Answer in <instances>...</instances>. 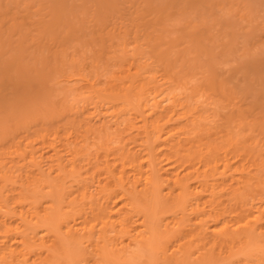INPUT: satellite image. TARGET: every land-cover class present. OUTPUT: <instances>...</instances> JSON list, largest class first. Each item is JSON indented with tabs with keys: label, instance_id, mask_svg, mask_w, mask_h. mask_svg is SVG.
<instances>
[{
	"label": "bare ground",
	"instance_id": "1",
	"mask_svg": "<svg viewBox=\"0 0 264 264\" xmlns=\"http://www.w3.org/2000/svg\"><path fill=\"white\" fill-rule=\"evenodd\" d=\"M21 1L0 0V113L14 121L8 120L9 135L29 128L27 121H31L34 131L32 134L27 131L31 139L25 147L18 144L16 151L20 154L16 163L11 167L6 164V169H2L5 165L0 163L2 189L3 181L5 184L17 177L15 167L21 171L18 176L28 181V185L23 182L22 185V179L11 180L24 188L19 198L16 197L17 201L13 199L14 203L9 199L12 194L7 196L11 192L4 194L0 188V264H29L28 260H34L30 259L32 256L39 257L35 264H72L74 261L77 264H264V246H260L263 249L257 253L260 249L253 245L264 241V61L253 60L251 70L242 67L241 75L237 70L221 71L218 59L213 60L205 27L190 28L176 38L168 35L169 19L175 9L183 15L191 1L204 5L207 0ZM214 1L217 5L224 4L223 0ZM26 23L36 27L35 39L38 40L34 53V49L25 45L27 35L23 26ZM14 37H17L15 45ZM72 43L79 44L77 47L91 45L93 62L90 56L87 58L92 63L83 59L77 47L75 50L81 59H77L72 50L67 53ZM129 43L135 44L133 60L122 53ZM181 44L188 45L183 49L192 45L193 50L203 52L207 60L201 54L202 63L191 64L186 51L179 54L182 52L176 49ZM79 50L85 53L84 48ZM139 55L143 59L147 57L146 61L141 59L144 65L137 63ZM31 57L35 58L34 64L37 60L36 66L31 64ZM87 61L90 67L85 66ZM105 64L108 73L116 69L112 76L106 74L110 77L108 86L99 88L97 80L104 73ZM64 65L74 68V73L71 69L69 73ZM88 67L92 70L85 72ZM62 69L63 74L68 73L70 78L76 76L74 79L81 82L83 95L88 93L82 98L84 104L79 101L71 105V102L67 106L70 111L65 108L57 114L46 109L48 115L41 116L40 120L19 117L22 112L12 110L29 100L24 93L6 97L9 95L3 93V85H16L23 90L27 85L32 90V84H37L38 94L45 98L51 84L54 87L55 80L64 77ZM197 74H201L198 83L187 87L188 76ZM200 95L202 99L205 96L210 115H200V109L189 102L190 98ZM36 99L40 101L41 97ZM86 100H89L87 104ZM100 107H105L108 118L97 126L91 121L95 114L102 115ZM110 120L115 122L116 130L108 125ZM198 124L205 125L195 127ZM73 133L78 134L77 138ZM92 138L93 142L89 143ZM35 143L41 147L49 143L46 147L54 150L56 163H48L47 171L42 168V154H38L44 148L38 151ZM25 151L30 154L29 158L23 156ZM64 151L73 157L69 160L71 168L76 164L78 169L79 156H87L90 151H95L94 161L106 160L102 163L106 175L100 165L98 167L100 178L105 176V181L91 176V182L78 181L79 190L72 194L77 192L74 198L80 203L71 201L75 204L71 207L66 201L70 204L67 210L60 201L63 189H56L59 182L54 181L50 187L52 179L48 177L57 167L62 178L60 169L68 167ZM89 157L92 160L93 157ZM235 158L239 161L235 162ZM93 172L92 176L97 175ZM59 175L55 180L60 179ZM97 180L103 184L94 185ZM29 185H34L31 191L37 196L30 194L33 200L29 199L26 209L23 196L28 192L25 190H30L31 187H26ZM48 186L54 193L49 191L48 195L53 194L55 198L46 196L47 204L40 209L44 211L42 214L37 211L41 204L38 200L43 198V189ZM169 209L173 210V215H167ZM76 217L81 218V226H75ZM55 224L63 227L60 229L67 237L65 244L56 246L60 254L51 252L47 244L43 247ZM99 231L101 243L95 241L92 245L95 247L88 254L91 256L79 257L78 243ZM55 235L59 240L58 234ZM48 240L56 244V237ZM174 244L185 245L182 248L179 245L178 255L173 254L179 247ZM193 247L198 254L191 256ZM46 249H49L48 255ZM239 254L244 258L238 257Z\"/></svg>",
	"mask_w": 264,
	"mask_h": 264
},
{
	"label": "rangeland",
	"instance_id": "2",
	"mask_svg": "<svg viewBox=\"0 0 264 264\" xmlns=\"http://www.w3.org/2000/svg\"><path fill=\"white\" fill-rule=\"evenodd\" d=\"M25 0H23V1H21V2H24ZM27 1V0H26ZM222 1V0H221ZM224 1V4L223 5H217V4H215L217 1H214L213 2V0L211 1V0H207L206 2H204V5H202L201 4V2L199 3V2H196L195 3V1H191L190 3H188L187 4V7L185 8L186 9V11L183 13V15L180 13V10L178 11V9H175L174 11H173V15H172V17L169 19V21H171V23L169 22V34L168 35H170V36H173L174 38H176V36L178 37L180 34H182V33H184L186 30H189L190 28H193V27H196V28H201V27H205L207 30H208V34L206 35L207 36V38H206V40L208 41H206L207 43H208V45H210L211 46V48H212V54L214 55V57H215V59H213V60H216L217 61V59H218V67L219 68H221V71H225V72H229V71H232V70H237L238 71V75H241L242 74V67H244V70H251V66H250V64L253 62V60H257L258 59V61H264V0H223ZM194 2V3H193ZM197 3H199L198 5H197ZM17 4V3H16ZM23 4V3H22ZM21 4V5H22ZM12 5H14V3L12 4ZM194 5V6H193ZM200 6H204V8L203 9H201V7ZM197 7H199V8H197ZM188 8V9H187ZM184 9V10H185ZM199 11H198V10ZM188 10V11H187ZM182 12H183V10H182ZM181 15H180V14ZM180 15V16H179ZM174 16V17H173ZM184 16V17H183ZM175 23V24H174ZM27 24V23H26ZM29 24H31V25H26V26H23L24 28H23V31L25 32V35H27V41H26V43H25V45H27V46H29V48H30V50H32V49H34V51H33V53L35 52V43H36V41L38 40V39H35V36L37 35L36 34V27L35 28H33L34 26H33V23H29ZM25 25V24H24ZM35 25V24H34ZM190 26V27H189ZM189 27V28H188ZM173 28V29H172ZM203 28H201V29H203ZM172 29V30H171ZM193 29H195V28H193ZM206 30V31H207ZM23 32V33H24ZM171 33V34H170ZM177 33H178V35H177ZM36 34V35H35ZM209 35V36H208ZM205 36V37H206ZM16 38L17 37H14L13 39L14 40H12V43H13V45H15V43H17L16 42ZM18 40V39H17ZM75 43H76V41H74ZM77 42H79V41H77ZM209 42H210V44H209ZM73 45H75L74 43H72ZM71 44V45H72ZM79 44H80V42H79ZM79 44H77V46L79 45ZM70 45V47H69V50H68V52L67 53H70L69 51L70 50H72L71 52L73 53V55H75L76 56V54L78 53L79 55H81V54H83L82 55V58L83 59H85V60H87L88 59V61L89 62H91V60H92V62H93V54H92V52H94L93 51V48H91L92 46L91 45H88L89 46V48H87V46L85 45V47H84V45H82V47H77L76 45L72 48V46ZM135 44H132V43H129V45H126L127 47H126V52H124V50H123V54L124 55H126L125 57H127L129 60H131L132 58H135L136 56H135V52H133L132 53V51H136V49H135V46H134ZM189 45H191V44H189ZM79 46H81V44L79 45ZM185 46H188V45H185V44H181V45H179V46H177L176 47V49L178 50V51H180V52H182V53H179V54H183V51H186V52H184V53H187V59L191 62V64H197L198 63V61H201V63H202V57H201V54H204L203 52L201 53V52H199V51H197V52H195V50H193L194 48L192 47V45L190 46V47H188L187 49H183ZM78 48V51L79 52H77L76 53V50H77V48ZM131 47V48H130ZM28 48V47H27ZM79 48H84V51H85V53L83 52V51H80L79 50ZM186 48V47H185ZM76 49V50H75ZM87 50V52L89 53H86V50ZM116 49H117V47H116ZM175 49V48H174ZM176 49L174 50L175 52H176ZM215 51H214V50ZM29 50V51H30ZM83 50V49H82ZM91 50V51H90ZM197 50V49H196ZM131 51V52H130ZM46 52H48V51H46ZM131 54H130V53ZM191 53V55L189 54V53ZM119 53V52H118ZM197 53V54H196ZM78 54H77V56H78ZM87 54V55H86ZM92 54V55H91ZM176 54H178V53H176ZM119 55H121L120 53H119ZM129 55V56H128ZM197 55V56H196ZM70 56H72V54H70ZM76 56V58L77 59H81L79 56V58ZM87 56H90L91 57V60H90V58H87ZM122 56V55H121ZM194 56V57H193ZM217 56V57H216ZM132 57V58H131ZM138 57V56H137ZM192 57V58H191ZM195 57H197L196 59H195ZM205 57V54H204V56H203V59L206 61L207 60V58H204ZM87 58V59H86ZM139 59H137V63L138 64H140L141 65V62H142V65H144L143 63V61H141V59H143V58H140V55H139V57H138ZM194 58V59H193ZM200 58H201V60H200ZM145 59H147V57L146 58H144L143 60L144 61H146ZM29 60H33L32 61V63L31 64H34L33 62L35 61V58H30ZM133 60V59H132ZM187 60V61H188ZM194 62H193V61ZM86 62V64H85V66L87 67V66H89L90 67V63L89 62ZM135 61H136V59H135ZM36 62H37V60H36ZM36 62H35V66L37 65L36 64ZM91 62V63H92ZM30 63V62H29ZM200 63V62H199ZM204 63V62H203ZM69 65H70V63H68ZM136 64V63H135ZM205 64V63H204ZM41 65V64H40ZM39 65V66H40ZM72 65V64H71ZM70 65V66H71ZM106 65L107 64H105V66H103V68H105L104 69V73L103 74H101V76L98 78V83H97V87H101V88H106L107 86H108V79L110 78H108L107 76H106V74L108 75V76H110L111 75V73L113 74V72H114V70L116 69V67H114L113 69L114 70H112V72H110V73H108V69L106 68ZM32 66V65H31ZM65 66V65H64ZM63 66V67H64ZM67 66V65H66ZM65 66V68H67V69H65V68H63V69H65V70H67L69 73L71 72V70H72V73H74L73 71H74V68L73 69H71L72 67H70L69 68V66L68 67H66ZM86 68V70H85V72H88V70H90L91 68ZM110 68H112L111 66H109ZM94 68V67H93ZM103 68H101V70H102V72H103ZM62 69V75H64V77H62L61 75V77L58 79V80H55V82L57 83L56 85H54V87H52L53 86V84H51V86L48 88L49 89V91L50 92H52L51 94H49L50 92H48L47 94H48V96L47 97H45L46 99H49L48 101H46L45 102V98H42L43 96H41L40 94H38V90H39V87H38V85L37 84H35L36 86H37V88H36V86H34V84H32V90H31V88L30 87H28L27 85V87L26 86H24V90H23V87L22 88H19V89H17L16 87V85H8V84H6V85H3V87H2V89H4V92L3 93H5V96L6 95H9V96H6V97H11L13 94L14 95H16V96H18V95H21V94H25L27 97H26V100L28 99L29 101H27L24 105H22V106H19V107H15V108H12V110H19V112H22V115H20L19 117H25V116H27L28 118H39V120L40 119H42V118H45L44 116L45 115H48V111H49V113H51L52 111L54 112V113H60V111H62V110H64L65 108H66V110H69L68 108L69 107H67L68 105H70V103H71V105H74V103L75 104H79L80 102V104L82 105V103L84 102V96L85 95H87L88 93H86V94H84L83 95V93H82V91L84 90V89H81V82H78V81H76L75 79H76V76H72L71 78H70V76H69V74L67 73V72H65V73H67V75H65V74H63L64 73V70ZM71 69V70H70ZM92 70V69H91ZM100 70V71H101ZM108 70V71H107ZM111 71V70H110ZM195 72V71H194ZM92 73V72H91ZM101 73V72H100ZM99 73V74H100ZM160 73H157V75H159ZM59 74H57V76H58ZM201 74H197V76L196 75H191V77L190 76H188V78L190 79V80H188V82H191V83H188L187 82V87H192V86H194L195 84H197L198 83V81H199V76H200ZM67 76V77H66ZM112 76V75H111ZM159 77V76H158ZM192 77H194V78H192ZM64 78H66V79H64ZM69 78V79H68ZM75 78V79H74ZM160 79L162 78L161 76L159 77ZM72 79V80H71ZM103 79V80H102ZM192 79H194V81L192 80ZM196 79H197V82H196ZM61 80V81H60ZM101 80V81H100ZM58 82H61V83H59L58 84ZM192 82H193V85H192ZM53 83V82H52ZM105 83V84H104ZM55 84V83H54ZM8 85V87L6 88V86ZM190 85V86H189ZM13 86V87H12ZM16 86V87H15ZM49 86V85H48ZM20 87V86H19ZM65 87V88H64ZM69 87V88H68ZM80 87V88H79ZM27 90H26V89ZM79 88V89H78ZM47 89V90H48ZM59 89V90H58ZM61 89V90H60ZM37 90V91H36ZM65 90V91H64ZM67 90V91H66ZM68 90H70V91H68ZM82 90V91H81ZM177 90H179V89H177ZM183 90H186V89H183ZM30 91V92H29ZM31 91H33V92H31ZM179 91H181V93H182V90L180 89ZM9 92V93H8ZM186 92H187V90H186ZM185 92V93H186ZM26 93H28V94H26ZM38 95H37V94ZM80 93H82V95L80 94ZM183 93H184V91H183ZM81 95V97H80V95ZM30 97H29V96ZM34 95V98L32 97ZM52 96V97H51ZM39 97H41V99H40V101H39V99H36V98H39ZM78 97V98H77ZM198 97V98H197ZM31 98H33V99H35V100H33V99H30ZM52 98V99H51ZM76 98V99H75ZM82 98H84L83 100H82ZM196 98V99H195ZM80 99V100H79ZM86 99H88V98H86ZM90 100V99H89ZM89 100H86L85 102H86V104L88 103V101ZM192 100V101H191ZM204 100H206L205 99V96L203 97V99H202V95H200V96H196V97H194V98H190L189 99V102L190 103H192L191 105L193 106V107H198V109H200L199 110V112H200V115H201V113L204 115V116H207L211 111H208V108H207V106H206V102L204 101ZM33 101V102H32ZM44 101V102H43ZM80 101V102H79ZM29 102V103H28ZM77 102H79V103H77ZM199 102V103H198ZM203 103V104H202ZM47 104V105H46ZM84 104V103H83ZM92 105H90V107H91ZM205 106H206V108H205ZM46 107H49V108H46ZM106 107V106H105ZM105 107L102 109V107H100V109H102V111L100 112V114L102 113V115H94L93 116V118H92V124H97V126L99 125V123L101 124L103 121H106L107 120V118L108 117H105V115L107 114L106 113V110H105ZM71 108V107H70ZM203 108V109H202ZM204 108H205V110H204ZM46 109H48V111L46 110ZM55 109V110H54ZM202 109V110H201ZM71 110V109H70ZM69 110V111H70ZM28 111H32V113L31 114H29V112ZM56 111H58V112H56ZM69 111H67L68 113H69ZM52 112V113H53ZM105 112V113H104ZM206 112V113H205ZM51 113V114H52ZM71 113V112H70ZM72 113H73V111H72ZM104 113V114H103ZM198 115H199V113H198ZM210 115V114H209ZM14 116H17V115H14ZM42 116V118H40ZM107 116V115H106ZM0 117H1V119H2V121L3 122H1L0 123V163H2V164H4L5 165V167H2V169L3 168H7L6 167V164L9 166L10 165V167H11V165H13L14 163H16L15 161L18 159L17 157H18V155L20 154V151H16V149H17V147H18V144L20 143L21 144V146L22 147H25L24 145L26 144V143H28V141L31 139V137H29L28 135H27V131H29V133H31L32 131H34L33 129L34 128H32L31 126V121H27V125L29 126V128H27V129H23V130H16V132L15 133H13L12 135H9V133H8V131H9V127H8V125L10 124L9 123V121H12V123L14 122L13 120H11V119H7V114H5V113H3V112H1L0 113ZM9 120V121H8ZM29 120V119H28ZM94 122V123H93ZM30 125H29V124ZM114 123V124H113ZM203 123V122H202ZM33 124V123H32ZM110 124V125H109ZM213 124V123H212ZM108 125L110 126V127H112L111 129H115L116 130V124H115V122H113L112 120H110V122H108ZM200 125V126H199ZM204 125L205 124H198V125H196L195 127H197L198 126V128L199 127H204ZM215 127H216V124L214 123L213 124ZM123 126L124 125H122V126H120V128H123ZM215 129V128H214ZM213 129V130H214ZM215 131V130H214ZM33 133V132H32ZM31 133V134H32ZM22 135V136H21ZM76 135V138H77V136H78V134L77 133H73V136H75ZM73 136L71 137V140L73 139ZM93 137V136H92ZM75 139V138H74ZM80 139V138H79ZM78 139V140H79ZM93 139L94 138H92V139H90L89 140V143H90V141H92L93 142ZM25 141V142H24ZM95 141V140H94ZM49 143H46V144H42L43 146L41 147V145L38 143H35V149H38V151H40L39 149H42V148H44V150L42 149V151H41V153L40 152H38V154L40 155V154H42V158H41V160L43 161L42 162V168L45 170V171H47V168L49 167V164L51 165L52 163H56V160H54V159H56V158H54L55 157V153H54V150H52V147L51 146H49V148L48 147H46V145H48ZM38 147H40V148H38ZM46 148V149H45ZM15 150V151H14ZM27 150H28V148H27ZM94 153H95V151H93ZM92 151H90L89 153V155H87L86 156V154H85V156H83V157H80L79 156V160H80V162H78V160H77V162H76V158H74V161L76 162V163H78L79 165L80 164H82V165H84L83 167H82V165H80V167H79V165H78V169L77 168H75V167H77V165L75 164V166L74 167H70V166H72V165H70L69 166V164H70V162H69V160H70V158L72 157L69 153H67L66 151H64V158H65V161H67V159H68V162H67V164H68V167L67 168H62V169H64V170H62V169H60V172H63V175H62V178L60 177L61 175H59L60 173H57V171H58V169H56L55 167V170H54V168H53V170L54 171H52L51 173H50V176L48 175V177H50L49 179L51 180V182H50V187H52V183L54 182L55 184H57V181L59 182L58 183V185L59 186H56L57 188L56 189H58L59 188V190L61 191L62 189V192H63V194L61 193L60 195H63V196H61L62 198V200H60V201H62V203H63V205H64V210H67L68 208H70V206L72 207L73 205H75V204H72L73 202H75L76 204L79 202L80 203V200L79 201H77L78 199H75L74 197L76 196V194H77V192L76 193H74V195L72 194V192H74V191H78L79 190V187H78V185H77V183H78V181H84V180H87V181H93V179H90V176H91V178L93 177L94 178V180H96V179H101V181H105L104 179V177L105 176H103V178H100L101 176H100V172L101 171H104L105 173V175H106V171H105V169L106 168H104V165L102 164L103 162H105L106 160H101L100 162L99 161H96V159H95V161L97 162L96 164L94 163L95 161H94V153H93ZM16 154H17V156H16ZM28 151H25L24 153H23V156H27L28 158H29V156H28ZM91 154H93V155H91ZM104 153H102V155H103ZM30 155V154H29ZM53 155V156H52ZM78 155H84V154H78ZM77 155V156H78ZM101 155V154H100ZM101 155V156H102ZM22 156V157H23ZM89 156H92L93 158H92V160L90 159L91 157H89ZM100 156V158L101 159H104V158H102ZM26 158V157H25ZM27 158V162H28V160H30V159H28ZM54 158V159H53ZM73 158V157H72ZM72 158H71V160H72ZM78 158V157H77ZM85 158V159H84ZM53 159V160H52ZM92 161V163L91 164H89L90 162V160ZM39 160H40V158H39ZM13 161V162H12ZM234 161L235 162H237V161H239L238 160V158H235L234 159ZM10 162V163H9ZM89 162V163H88ZM49 163V164H48ZM87 163V164H86ZM2 164H0V165H2ZM48 164V165H47ZM99 165H100V167H99ZM103 165V166H102ZM67 166V165H66ZM65 166V167H66ZM19 167H21V166H19ZM90 167V168H89ZM95 167V168H94ZM96 167L98 168H101L100 170L101 171H99V168H98V173L96 172ZM71 168V169H70ZM74 168H75V170H74ZM4 169V170H5ZM12 169H14V168H12ZM15 169H16V174H17V177L16 178H12V179H9L8 181L9 182H7V183H5L4 184V181H3V183L1 184L2 185V187H3V189H2V191H3V193L5 194V193H10V194H7V196H9V195H11V198H9L10 199V201L12 202V203H14V200L15 201H17V198H19V195H20V192H21V188H23V187H21V185L20 184H22V182H23V184L24 183H26V185H28V181L26 180L25 182H24V176H23V179L21 178V177H19L18 175H20V173L18 172V171H20V170H18L16 167H15ZM96 169V170H95ZM76 170H78V171H76ZM95 171V172H93L94 174L93 175H95V173L98 175L99 174V176H97V175H95V176H92L91 175V173H92V171ZM256 171L258 172V170L256 169ZM260 172L259 173H262L261 171H262V169H260L259 170ZM21 172V171H20ZM264 172V171H263ZM10 173V172H9ZM25 174V172L23 171L22 172V174ZM69 173V174H68ZM103 173V172H102ZM11 175L12 174H14V175H16L15 173H10ZM23 174V175H24ZM59 175V177H57V178H60V179H57V180H55V178H56V175ZM77 174V175H76ZM90 174V175H89ZM11 175H9L10 177H12ZM13 175V176H14ZM67 175H70V176H67ZM79 175V176H78ZM54 176V177H53ZM64 176V177H63ZM77 176V177H76ZM69 177V178H68ZM18 178L19 179H22L21 181H20V184H18L19 182H15V181H17L18 180ZM80 178V179H79ZM82 178H84L83 180H82ZM26 179V178H25ZM103 179V180H102ZM107 179V178H106ZM11 180H15V181H13V183H12V181ZM6 181V180H5ZM101 181H96L95 182V184L94 185H97L96 183L97 182H101ZM22 184V185H23ZM30 184V183H29ZM101 184H103L102 182H101ZM4 185H6L5 187H4ZM62 185V186H61ZM94 185H92V187H95ZM34 186V185H33ZM33 186H31V185H29V186H26V187H31L30 188V190H25L27 193H25L26 194V196H23V197H25L24 199L26 200V203L24 204L25 206L27 205V207H26V209L29 207L28 206V204H27V202L29 201L30 202V200H33L32 199V196H34V195H36V193L35 192H32L31 191V189L33 188ZM70 186V187H69ZM6 187H8V188H6ZM20 189H19V188ZM73 187H75V188H73ZM45 188V187H44ZM49 188V186L48 187H46L45 189H43V191L44 192H42L43 193V195L40 193L39 195H38V197L39 196H43V198L41 197V199L40 200H38V202H39V204H40V202H41V204L39 205V207H38V210L37 211H39L41 208L43 209V206H45L44 204H47V200L48 199H52V197L53 198H55V196L53 195L54 193H53V191L51 190V188L50 189H48ZM62 188V189H61ZM12 189V190H11ZM34 189H35V187H34ZM95 191H96V189L95 188H93ZM23 191H24V188H23ZM46 191V192H45ZM49 191H50V193H53V194H51V195H48L49 194ZM29 192H31V193H29ZM48 192V193H47ZM70 193L71 192V194H72V196H70L71 194H68V193ZM23 193V192H22ZM32 196H31V195ZM34 194V195H33ZM44 194H45V196H44ZM66 194V195H65ZM68 194V195H67ZM28 195V196H27ZM56 195V194H55ZM64 195H65V198H63L64 197ZM37 196V195H36ZM35 196V198H37ZM46 196H48L47 198L48 199H46ZM50 196V197H49ZM17 197V198H16ZM27 197V198H26ZM40 198V197H39ZM45 198V199H44ZM8 199V198H7ZM9 199H8V201H9ZM14 199V200H13ZM30 199V200H29ZM59 199V198H58ZM73 199H75V201H73ZM19 200V199H18ZM53 200V199H52ZM9 201V202H10ZM59 201V200H58ZM66 201H68V202H66ZM71 201H72V203H71ZM10 202V203H11ZM46 202V203H45ZM66 203H67V205H66ZM15 204H18V203H15ZM68 204L70 205L69 207H68ZM65 205L67 206V208L65 207ZM36 210V209H35ZM170 211H171V209H169ZM42 210H40V212H41ZM170 211H167L166 213H167V215H173L174 213L172 212V213H170ZM43 212L44 211H42V214H43ZM169 212V213H168ZM181 213V212H180ZM41 214V213H40ZM42 216V215H41ZM76 225L75 226H81V218L79 217H76V223H75ZM56 225V227H54V225L51 227V228H53V229H51L48 233H50L51 231H53V232H51L50 234L52 235L53 234V238L52 237H49L50 236V234H48L47 236H48V239H54V237H56V244H52V241H51V243H50V241L48 240V239H46V241L48 240V242L46 243V241L43 243V244H45L43 247H45L46 246V244H47V246H46V248H49L50 250H51V252L53 251L54 253H58L57 252V250H55L56 249V246H58V244H65L64 242V240H65V238L67 239V237H66V235H65V232H63V230L61 231V229L60 228H62L63 229V227H60L59 225H57V224H55ZM43 226V225H42ZM41 226V227H42ZM54 229H55V231L57 232H55L54 231ZM58 229H60L59 231H58ZM60 232V233H59ZM76 232V231H75ZM58 234V239L60 240V238H61V236L62 237H64L62 234H64L65 235V237L62 239V240H57V236L55 235V234ZM62 233V234H61ZM98 233V234H97ZM96 234L97 235H92L91 236V238L90 237H83L82 238V241H80L79 243H78V248L76 247V253L77 254H80L79 255V257L81 256V255H87V257H90L91 255H88V254H90L91 253V250H92V247H95V246H92V245H95L98 241H99V239H98V237H99V233H100V231L99 232H97ZM109 233V235H110V233L112 234V231L111 232H108ZM114 234V233H113ZM59 235H61L60 236V238H59ZM47 236H46V238H47ZM95 236V237H94ZM183 236H185V235H183ZM183 236H182V238H180L181 239V241H182V239H183ZM97 237V238H96ZM87 238V239H86ZM93 238V239H92ZM95 238H96V240H95ZM185 238L186 237H184V240H185ZM91 240H94V243L91 241ZM60 243H59V242ZM84 241H89V242H86V243H84ZM95 241H96V243H95ZM259 241V240H258ZM260 241H261V239H260ZM100 243H101V239H100V241H99ZM93 243V244H92ZM258 244H259V246H258ZM51 245H53L54 246V248L51 246ZM77 245V244H76ZM181 246V248L183 247V245L182 244H178V245H176V244H174L173 246L175 247V246ZM253 245H257V248H259L260 250L258 251V249L256 250V252L258 253V252H260L261 251V249H263V248H261L262 247V245L264 246V241L263 242H255ZM60 246V245H59ZM180 246L179 247H177V250L175 249V252H173V254H176V252H178V249H181L180 248ZM185 246V245H184ZM195 246V245H194ZM261 246V247H260ZM85 247V248H84ZM197 247V246H196ZM256 247V246H255ZM86 248H88L87 250H86ZM43 249V250H42ZM41 250L42 251H45L44 249L45 248H42ZM49 249H48V251H49ZM53 249V250H52ZM79 251H78V250ZM199 248L197 247V250H198ZM219 249V248H218ZM224 249H225V247H224ZM174 250V249H173ZM193 250L195 251V252H193ZM197 250H195V247H193V249H192V253H191V256L193 255V253L194 254H196L197 252ZM226 250V249H225ZM264 250V249H263ZM48 251H47V249H46V253L45 254H47L48 255ZM198 251H200V250H198ZM116 252V251H115ZM181 252V251H180ZM179 253V252H178ZM253 253H255V252H253ZM58 254H60V253H58ZM198 254V253H197ZM33 255H34V253H33ZM176 255H178V254H176ZM45 256V255H44ZM77 256V255H76ZM173 256H175V255H173ZM238 257H242V258H244L243 256V254H239V255H237ZM250 256H254V254H251ZM35 256H32V258H30V259H34V260H28L27 262L29 263V264H35V262H37L39 259V257H37V258H34ZM196 256L194 255L193 256V259L195 258ZM38 259V260H37ZM37 260V261H36ZM251 260H252V258H251ZM67 262V261H66ZM158 262V261H157ZM79 263H81V264H83L82 262H79ZM190 263V262H189ZM189 263H187V264H189ZM192 263H194V262H192ZM191 263V264H192ZM36 264H40V262H38V263H36ZM42 264V263H41ZM54 264V263H53ZM72 264H77L75 261H74V263H72ZM160 264V263H159ZM186 264V263H185Z\"/></svg>",
	"mask_w": 264,
	"mask_h": 264
}]
</instances>
